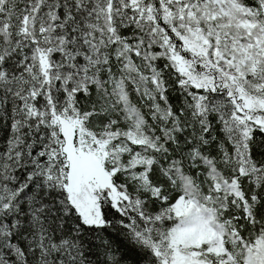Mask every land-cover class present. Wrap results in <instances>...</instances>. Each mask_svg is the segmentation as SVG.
Wrapping results in <instances>:
<instances>
[{
  "label": "snow or ice",
  "instance_id": "snow-or-ice-1",
  "mask_svg": "<svg viewBox=\"0 0 264 264\" xmlns=\"http://www.w3.org/2000/svg\"><path fill=\"white\" fill-rule=\"evenodd\" d=\"M0 133V264H264V0H0Z\"/></svg>",
  "mask_w": 264,
  "mask_h": 264
},
{
  "label": "trees",
  "instance_id": "trees-1",
  "mask_svg": "<svg viewBox=\"0 0 264 264\" xmlns=\"http://www.w3.org/2000/svg\"><path fill=\"white\" fill-rule=\"evenodd\" d=\"M2 135H3V133H0V136H2ZM0 142H2V141H0ZM109 231H111V230H109ZM105 235H107V234H105ZM111 238L113 240H115L117 244L121 243V241H122V237L117 236L115 233L112 234ZM129 255H130V260H129L128 264H135V262L138 260L137 254L135 252H131V253H129ZM141 264H142V262H141Z\"/></svg>",
  "mask_w": 264,
  "mask_h": 264
}]
</instances>
